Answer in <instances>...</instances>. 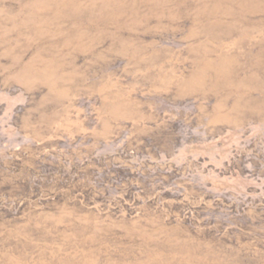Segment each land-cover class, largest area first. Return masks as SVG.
<instances>
[{"label":"rangeland","instance_id":"1","mask_svg":"<svg viewBox=\"0 0 264 264\" xmlns=\"http://www.w3.org/2000/svg\"><path fill=\"white\" fill-rule=\"evenodd\" d=\"M0 264H264V0H0Z\"/></svg>","mask_w":264,"mask_h":264}]
</instances>
